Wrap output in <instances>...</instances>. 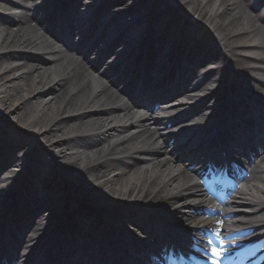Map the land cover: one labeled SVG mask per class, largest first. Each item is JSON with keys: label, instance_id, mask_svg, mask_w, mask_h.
<instances>
[{"label": "bare ground", "instance_id": "1", "mask_svg": "<svg viewBox=\"0 0 264 264\" xmlns=\"http://www.w3.org/2000/svg\"><path fill=\"white\" fill-rule=\"evenodd\" d=\"M0 1L7 2V5L0 2V149L6 150L7 160L15 157L17 161L15 166L10 167V170L15 171L11 176L19 179L25 169H30L33 172H44L47 179H50L53 176L49 173L54 171L49 172L47 167L51 163L58 166L59 159H66L63 166H60L62 169L79 171L85 182H91L90 190L96 192L101 200L105 198L111 201L105 206L107 212L113 215L108 223L113 221L114 224L115 219L129 224L132 222V230L155 235L150 224L153 222L146 221L140 211L148 210L147 205H151L164 211L170 218L175 216L182 220L187 225L183 229L185 233L192 230V227H196L193 229L198 231L201 225L196 221V207L192 205V196L199 186L192 181L199 166L190 168V163L183 164L184 166L176 163L171 154L172 143L169 142L174 136L170 137L169 133H164L166 130H162L166 119H157L152 114L148 115V112H131L132 107L125 99L128 92L116 85L117 81L109 76L118 64H111L110 71L104 70L88 59V50H85L89 48L93 52L102 53L105 50L106 57L112 55L110 57L116 58V48L111 46L103 49L100 39L91 42L92 46H87L91 39L85 38L83 43L75 42L52 29L48 19V6L61 0ZM138 1L140 3L136 7H144V1L148 0ZM151 1L153 2L146 13L152 14L155 19H164L173 8L182 9L189 16L201 20L200 24L188 22L187 25L191 28L188 30L185 26L182 29L184 33H178L174 45L180 44V47H173L175 59L180 61L188 56L195 64H202L206 57L214 62L223 57L229 62L226 67L229 72L225 77L220 75L221 68L217 67L205 73L202 83L194 85L202 87L204 91L200 96L204 106L210 101L215 108L227 105L229 108L237 107L248 111L249 114L257 110L264 112V93L258 92L259 89H264V20L249 12L246 0ZM38 2L33 7L28 5ZM99 2L104 4L99 6L98 11L101 12L113 1ZM153 3H156L155 6ZM136 7H117L120 12L109 21L111 30ZM75 23L78 27L77 34L82 36L87 30L86 22L78 19ZM101 23L98 20V24ZM207 36H213L218 45L221 44L220 53H205L199 57L200 60L196 59L205 49L204 37ZM124 37L130 38L132 44L134 42L136 48L144 53L161 52L160 46L154 52V48L146 43V39L152 38L142 33L125 30L115 39L116 43H121ZM161 38L165 40L167 36L163 35ZM191 41L195 43L194 47H190ZM125 52L128 56L132 55L128 50ZM126 54L122 53L121 56L124 58ZM234 64H237L235 71L232 69ZM170 65L171 63L165 64L162 60L158 67ZM152 72L155 70L152 69ZM213 80L222 84L209 92V86L205 83ZM239 86H244L240 92L235 90ZM189 89V85H184L177 93H172L183 94ZM194 90V95H199L200 90ZM258 98L260 103H256ZM176 103L178 102L162 103L159 107L166 109ZM198 105H191L185 112H201L202 116L210 113ZM230 110L233 111L234 108ZM254 121L257 122V119ZM215 126L218 137L226 138L227 130L223 119ZM87 134L90 135L86 139H90L86 141L84 136ZM161 139L162 143L159 142ZM32 142L38 146L34 147ZM104 143H108L107 147ZM29 146L30 150L22 152ZM254 157L246 158L249 161L247 167L252 172L249 181H260L257 191L264 194V153ZM49 186L59 196L56 186ZM3 189L5 192L6 187ZM145 200L149 201L147 205ZM72 203L69 202L70 206ZM196 205L200 206V203ZM3 206L5 202H1V207ZM235 206L237 210L250 212V226L264 225V218H261L264 214V200L249 198ZM189 208H194V211ZM103 210H99V213ZM97 211L96 208L95 212ZM85 213L90 215L88 211ZM236 213L237 211L234 212ZM33 215L38 219L35 212ZM43 217L38 219L41 225L52 215L49 213L45 216L47 221H41ZM11 219L14 221V217ZM207 225H212V222ZM130 228L119 224L116 225L117 232L115 228L114 231L120 237L130 236L129 239L132 240L134 237ZM215 230L217 232L212 231L209 235L214 232L223 235L222 229ZM32 238L33 235L30 240ZM183 238L189 240L185 236ZM21 253L19 261L24 259L28 263H38L39 260L26 258L28 253L25 249Z\"/></svg>", "mask_w": 264, "mask_h": 264}, {"label": "rangeland", "instance_id": "2", "mask_svg": "<svg viewBox=\"0 0 264 264\" xmlns=\"http://www.w3.org/2000/svg\"><path fill=\"white\" fill-rule=\"evenodd\" d=\"M129 1V0H128ZM131 1V0H130ZM252 1H258V0H252ZM134 2V0H132V3ZM144 4H146V5H149V4H151V1H144ZM185 9V8H184ZM172 9H170V11H168L167 12V14L165 15V19H163V20H158V21H156V23H157V25H155V27H156V30H159V31H163V29L165 28V26H167V22H169V20H170V18H172L173 19V17H175V15L172 13L173 11H171ZM193 13V12H192ZM194 15H195V13H193ZM168 18V19H167ZM167 19V20H166ZM153 19H151V18H146L145 19V24H149V23H153V21H152ZM164 20H166V22L164 21ZM179 21L180 22H183V20L182 19H179ZM201 21V20H200ZM165 22V23H164ZM154 24H155V21H154ZM163 24H164V26H163ZM183 26V25H182ZM163 33V32H162ZM160 34V32H158V35ZM59 162H61V163H64L65 162V159H60L59 160ZM72 174H74V175H76V172L74 173V172H72ZM79 181V180H78Z\"/></svg>", "mask_w": 264, "mask_h": 264}, {"label": "snow or ice", "instance_id": "3", "mask_svg": "<svg viewBox=\"0 0 264 264\" xmlns=\"http://www.w3.org/2000/svg\"><path fill=\"white\" fill-rule=\"evenodd\" d=\"M222 251H223V249H221V248L213 247L211 249V254H212L213 257H217L218 258V257H220L222 255ZM212 264H218L217 260L213 259Z\"/></svg>", "mask_w": 264, "mask_h": 264}]
</instances>
